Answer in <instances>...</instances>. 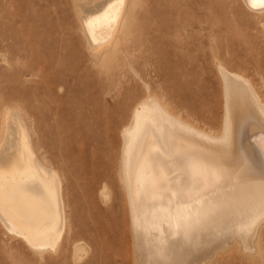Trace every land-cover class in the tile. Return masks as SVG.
I'll return each mask as SVG.
<instances>
[{
  "label": "rangeland",
  "instance_id": "1",
  "mask_svg": "<svg viewBox=\"0 0 264 264\" xmlns=\"http://www.w3.org/2000/svg\"><path fill=\"white\" fill-rule=\"evenodd\" d=\"M102 2L0 0V140L15 109L36 156L60 176L66 218L59 245L34 248L0 217V264H139L122 172L136 107L157 97L220 134L218 62L251 78L264 104V12L242 0H126L122 27L99 46L83 17ZM260 247H200L193 264H264V232Z\"/></svg>",
  "mask_w": 264,
  "mask_h": 264
},
{
  "label": "bare ground",
  "instance_id": "2",
  "mask_svg": "<svg viewBox=\"0 0 264 264\" xmlns=\"http://www.w3.org/2000/svg\"><path fill=\"white\" fill-rule=\"evenodd\" d=\"M94 1L107 6L96 3L101 12L83 17L87 35L96 45H110L125 21L126 0L82 5ZM242 1L248 10L264 12V0ZM218 70L225 90L220 134L175 115L152 96L136 107L122 133V172L139 264H193L200 247L202 253L243 245L250 253L261 250L264 104L251 78L222 62ZM15 111L3 122L0 140V217L34 248L52 247L66 221L62 183L36 156Z\"/></svg>",
  "mask_w": 264,
  "mask_h": 264
},
{
  "label": "snow or ice",
  "instance_id": "3",
  "mask_svg": "<svg viewBox=\"0 0 264 264\" xmlns=\"http://www.w3.org/2000/svg\"><path fill=\"white\" fill-rule=\"evenodd\" d=\"M254 6V5H253Z\"/></svg>",
  "mask_w": 264,
  "mask_h": 264
}]
</instances>
